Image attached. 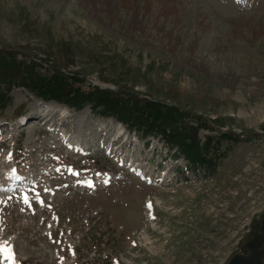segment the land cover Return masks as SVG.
Here are the masks:
<instances>
[{
  "label": "rangeland",
  "instance_id": "374dc122",
  "mask_svg": "<svg viewBox=\"0 0 264 264\" xmlns=\"http://www.w3.org/2000/svg\"><path fill=\"white\" fill-rule=\"evenodd\" d=\"M0 124V264H227L264 219V0H0Z\"/></svg>",
  "mask_w": 264,
  "mask_h": 264
},
{
  "label": "water",
  "instance_id": "95a60500",
  "mask_svg": "<svg viewBox=\"0 0 264 264\" xmlns=\"http://www.w3.org/2000/svg\"><path fill=\"white\" fill-rule=\"evenodd\" d=\"M260 232L244 241L243 246L249 253L237 252L227 264H264V219L260 225Z\"/></svg>",
  "mask_w": 264,
  "mask_h": 264
},
{
  "label": "trees",
  "instance_id": "16d2710c",
  "mask_svg": "<svg viewBox=\"0 0 264 264\" xmlns=\"http://www.w3.org/2000/svg\"><path fill=\"white\" fill-rule=\"evenodd\" d=\"M152 104H154V103H151L150 105H152ZM150 105L149 104H147V105H145L146 107H145V109L147 110V108H149L150 107ZM170 108H166V109H164L162 106H161V109H159L160 111H159V114H161V115H156L155 117H153L154 118V123H157L158 124V128H160L161 130V132L163 133V134H165V135H167L168 136V134H166V131H163L164 129L161 127L162 126V120H164V117L163 116H166V114H169L170 113V110H169ZM164 113V114H163ZM138 118H141V116H138ZM133 119L134 120V122L137 124L140 120L139 119ZM166 125H168V124H166ZM168 139V138H167ZM169 140V139H168ZM176 140V142H179V140H177V139H175ZM191 142V141H190ZM192 144V143H191ZM199 145H197L196 147H198ZM187 153H189V151H187Z\"/></svg>",
  "mask_w": 264,
  "mask_h": 264
},
{
  "label": "bare ground",
  "instance_id": "6f19581e",
  "mask_svg": "<svg viewBox=\"0 0 264 264\" xmlns=\"http://www.w3.org/2000/svg\"><path fill=\"white\" fill-rule=\"evenodd\" d=\"M49 110H51V109H49ZM37 112H38V111H37ZM57 112H58V111H57ZM39 113L41 114V116H40L39 118H38V116H37L38 120H39V119H48L49 115L52 114L51 111H50V112H47V113H43V112H39ZM104 124H105V123H104ZM0 125H1V124H0ZM1 126H2V125H1ZM51 130H55V128H52ZM9 252L11 253L10 250H8L6 253H9ZM10 253H9V254H10Z\"/></svg>",
  "mask_w": 264,
  "mask_h": 264
},
{
  "label": "snow or ice",
  "instance_id": "6c2138e0",
  "mask_svg": "<svg viewBox=\"0 0 264 264\" xmlns=\"http://www.w3.org/2000/svg\"><path fill=\"white\" fill-rule=\"evenodd\" d=\"M37 195H39V194H37ZM25 203H28L27 197H25ZM41 203H42V201H41ZM0 250H5V249H0Z\"/></svg>",
  "mask_w": 264,
  "mask_h": 264
},
{
  "label": "flooded vegetation",
  "instance_id": "af4514ba",
  "mask_svg": "<svg viewBox=\"0 0 264 264\" xmlns=\"http://www.w3.org/2000/svg\"><path fill=\"white\" fill-rule=\"evenodd\" d=\"M246 254H248L249 252L245 251Z\"/></svg>",
  "mask_w": 264,
  "mask_h": 264
}]
</instances>
